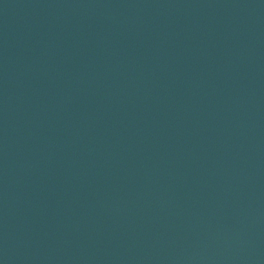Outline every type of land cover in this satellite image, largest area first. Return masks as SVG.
<instances>
[{
    "label": "water",
    "instance_id": "water-1",
    "mask_svg": "<svg viewBox=\"0 0 264 264\" xmlns=\"http://www.w3.org/2000/svg\"><path fill=\"white\" fill-rule=\"evenodd\" d=\"M0 264H264V0H0Z\"/></svg>",
    "mask_w": 264,
    "mask_h": 264
}]
</instances>
